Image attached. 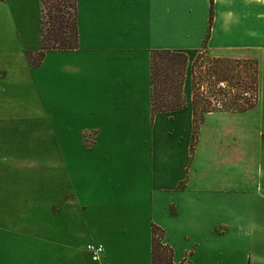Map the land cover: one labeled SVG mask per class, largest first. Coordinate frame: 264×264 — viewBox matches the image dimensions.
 Wrapping results in <instances>:
<instances>
[{
  "label": "crops",
  "instance_id": "obj_1",
  "mask_svg": "<svg viewBox=\"0 0 264 264\" xmlns=\"http://www.w3.org/2000/svg\"><path fill=\"white\" fill-rule=\"evenodd\" d=\"M261 9L76 0V47L32 67L41 4L0 0V264H151L153 227L172 264H264V76L254 108L195 136L190 89L200 50L251 60L217 44L255 47ZM155 51L187 58L182 109L152 112Z\"/></svg>",
  "mask_w": 264,
  "mask_h": 264
},
{
  "label": "trees",
  "instance_id": "obj_2",
  "mask_svg": "<svg viewBox=\"0 0 264 264\" xmlns=\"http://www.w3.org/2000/svg\"><path fill=\"white\" fill-rule=\"evenodd\" d=\"M212 3V0H210ZM41 4L40 25V48L37 53V62L31 58V66H36L46 51H67L74 49L77 44L76 31V0H66V5L62 0H39ZM210 25V20H209ZM207 38V37H206ZM205 38V43L206 39ZM199 51V54L203 53ZM167 57H179L184 60L182 74L179 80L173 77L177 67L170 62L164 69L165 83L161 97H157L156 79L158 78L156 68L157 59L161 61ZM172 59H169L171 61ZM215 63L239 64V70L231 72V78H215L211 76L212 88L218 90V96L224 99L215 103L203 105L201 114H197L196 105L192 96L193 111V136L197 133L198 125L205 114L209 113H229L241 114L255 107L258 100V64L254 60H231L213 59ZM187 58L183 53L171 51H155L151 54V105L153 113L172 112L182 109L185 105L182 96L183 79L185 78V66ZM180 70V69H179ZM192 72V71H191ZM184 74V76H182ZM228 81L237 82L235 85H228ZM232 83V82H231ZM224 84V85H222ZM191 85L193 82V72L191 73ZM193 91V90H192ZM161 98V99H160ZM227 98V99H226ZM225 100V101H223ZM224 102V103H223ZM151 264H172V252L166 245L161 243L162 233L155 227L151 231Z\"/></svg>",
  "mask_w": 264,
  "mask_h": 264
},
{
  "label": "rangeland",
  "instance_id": "obj_3",
  "mask_svg": "<svg viewBox=\"0 0 264 264\" xmlns=\"http://www.w3.org/2000/svg\"><path fill=\"white\" fill-rule=\"evenodd\" d=\"M62 1L66 5V0H62ZM263 11L264 10L261 9V14H263ZM40 17H41V14H40ZM206 43H207V40H206ZM206 43H204V45ZM246 45L247 44L244 43V46ZM217 46L223 47L222 53L230 58H238L237 56H239L240 54H246L249 57L248 59L257 61L258 66H259V80H261L264 76V15L261 17V22H260V39L257 44L256 43L254 44L255 47L248 49V50H244L245 48L239 46V42L219 43L217 44ZM200 51L203 53V50H200ZM169 59H172V60L169 61ZM37 60H38L37 56H34L33 62H37ZM6 61L14 62L15 60L5 59L4 60L5 67L7 64ZM214 61L215 60L210 59L209 57L205 56V53H203L202 55L197 54V56L195 57V60L193 61L190 67V71L193 72V82L195 83V85L193 86L190 85V89H191V95L193 96V100L196 105V110H197L198 115L201 114V108L203 105L210 104L211 103L210 101H213L212 103L214 104L215 99L218 101L224 99L223 97L221 98L220 96L217 97L218 90L212 88V84H210L212 82L211 76H214L216 79L224 78V79L230 80L231 72H233L234 70L235 72L239 70V64L236 65V64H230V63H225V62L215 63ZM170 62H173V64H175L177 67L175 73L171 74L175 78V81L179 80L181 77L182 70H183V64H184V60L182 58L167 57L163 61H161V59L158 58L157 65H156V68L159 69L157 71L158 78L156 79V85H157L156 96L158 98L161 97L163 88L166 86V85H163V83H165L166 81L164 78V75H165L164 69L167 65L170 64ZM186 66H187V63H186ZM186 66H185L184 72L186 70ZM182 76H184V74ZM183 82H184V79H183ZM235 84H237V82L228 81V85H235ZM182 96H183V86H182ZM2 99L3 97L0 96V100ZM1 142L2 141L0 140V144Z\"/></svg>",
  "mask_w": 264,
  "mask_h": 264
},
{
  "label": "built area",
  "instance_id": "obj_4",
  "mask_svg": "<svg viewBox=\"0 0 264 264\" xmlns=\"http://www.w3.org/2000/svg\"><path fill=\"white\" fill-rule=\"evenodd\" d=\"M85 250L93 262L99 261L103 253V249L100 245H87Z\"/></svg>",
  "mask_w": 264,
  "mask_h": 264
}]
</instances>
